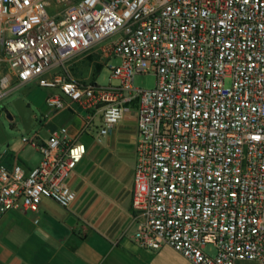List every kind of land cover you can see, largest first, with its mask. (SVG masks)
<instances>
[{
    "label": "built area",
    "instance_id": "obj_1",
    "mask_svg": "<svg viewBox=\"0 0 264 264\" xmlns=\"http://www.w3.org/2000/svg\"><path fill=\"white\" fill-rule=\"evenodd\" d=\"M89 53L109 84L73 78ZM150 74L154 89L134 86ZM29 83L51 91L41 121L87 114L79 137L22 138L42 158L0 165V218L43 199L70 208L81 137L99 119L101 142L135 111V242L192 264H264V0H0V99Z\"/></svg>",
    "mask_w": 264,
    "mask_h": 264
},
{
    "label": "crops",
    "instance_id": "obj_2",
    "mask_svg": "<svg viewBox=\"0 0 264 264\" xmlns=\"http://www.w3.org/2000/svg\"><path fill=\"white\" fill-rule=\"evenodd\" d=\"M97 65L100 72L102 62L96 54L89 53L76 58L70 72L74 79L89 83L92 81L87 74L96 77ZM32 85L14 84L12 89H29ZM50 93L49 90L41 93L42 117L49 113L46 99ZM77 108L73 105L53 112L50 120L39 121L41 125L36 119V125L28 132H37L46 139L51 132L65 126L72 138L79 137L85 116ZM65 113L71 115L72 122H56ZM100 125L98 119L95 127L81 137L87 145V154L68 181L77 194L70 208L43 199L37 212L15 211L0 218V264H192L169 246L153 251L140 247L134 240L137 230L132 210L138 141L136 112L128 114L108 136L97 142ZM27 147L30 152L25 160ZM41 158L39 151L25 145L19 151L11 148L3 151L0 165L31 170ZM34 159L37 160L33 162ZM45 202L52 203L53 207Z\"/></svg>",
    "mask_w": 264,
    "mask_h": 264
},
{
    "label": "rangeland",
    "instance_id": "obj_3",
    "mask_svg": "<svg viewBox=\"0 0 264 264\" xmlns=\"http://www.w3.org/2000/svg\"><path fill=\"white\" fill-rule=\"evenodd\" d=\"M118 59H114V64H119ZM92 75V76H91ZM87 76L91 77V81H95L99 85L109 84V78L111 76L108 67L103 66L99 72V67H96V77L92 73H88ZM95 77V78H94ZM94 79V80H93ZM157 78L153 74L139 75L135 78L134 86L141 89H154L156 87ZM113 85L118 84L117 80L112 81ZM48 91L37 85H32L31 88H15L10 89V93L4 95L0 99V154L3 151L11 148L12 150L19 151L25 146L22 143L23 137H31L35 132H28L36 125V119L38 125L42 117V92ZM72 117L68 113L58 117L56 122L63 124H70ZM70 122H69V121ZM28 147L25 150L23 157L28 160ZM37 159H34L35 162ZM47 206L53 207L52 203L45 202ZM208 252L214 253L212 246L207 248ZM252 264V263H249Z\"/></svg>",
    "mask_w": 264,
    "mask_h": 264
},
{
    "label": "water",
    "instance_id": "obj_4",
    "mask_svg": "<svg viewBox=\"0 0 264 264\" xmlns=\"http://www.w3.org/2000/svg\"><path fill=\"white\" fill-rule=\"evenodd\" d=\"M76 111L79 112V113H81L83 116H86V114H87V112L82 107L77 108ZM73 222H74V219L71 218L69 220V223L72 224Z\"/></svg>",
    "mask_w": 264,
    "mask_h": 264
}]
</instances>
